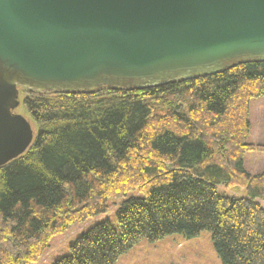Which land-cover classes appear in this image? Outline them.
I'll use <instances>...</instances> for the list:
<instances>
[{"label": "trees", "instance_id": "trees-1", "mask_svg": "<svg viewBox=\"0 0 264 264\" xmlns=\"http://www.w3.org/2000/svg\"><path fill=\"white\" fill-rule=\"evenodd\" d=\"M24 92L38 129L0 167V264H35L53 237L107 214L110 200H121L116 226L95 224L53 264H116L144 239L202 232L221 264H264V172L243 163L264 63L141 90Z\"/></svg>", "mask_w": 264, "mask_h": 264}, {"label": "water", "instance_id": "water-1", "mask_svg": "<svg viewBox=\"0 0 264 264\" xmlns=\"http://www.w3.org/2000/svg\"><path fill=\"white\" fill-rule=\"evenodd\" d=\"M264 63V0H0V167L34 134L19 89L90 94Z\"/></svg>", "mask_w": 264, "mask_h": 264}, {"label": "rangeland", "instance_id": "rangeland-1", "mask_svg": "<svg viewBox=\"0 0 264 264\" xmlns=\"http://www.w3.org/2000/svg\"><path fill=\"white\" fill-rule=\"evenodd\" d=\"M26 96L23 89H19L20 106L15 111L30 124L35 136L38 127L31 120L22 102ZM248 135L245 143L250 146L244 154L245 169L251 174L264 172V97L249 101ZM220 193L241 197L245 193L240 188L225 189L218 187ZM133 195H139L137 192ZM121 200H110L108 212L83 223H75L68 229L51 239L42 257L35 264H53L57 259L69 254V246L95 224L109 221L114 227L115 211ZM264 208V203H262ZM116 264H221L217 257L209 232H202L198 238L186 240L181 235L168 236L155 243L147 240L140 241L130 251L122 255Z\"/></svg>", "mask_w": 264, "mask_h": 264}, {"label": "flooded vegetation", "instance_id": "flooded-vegetation-1", "mask_svg": "<svg viewBox=\"0 0 264 264\" xmlns=\"http://www.w3.org/2000/svg\"><path fill=\"white\" fill-rule=\"evenodd\" d=\"M16 113V112H15Z\"/></svg>", "mask_w": 264, "mask_h": 264}]
</instances>
